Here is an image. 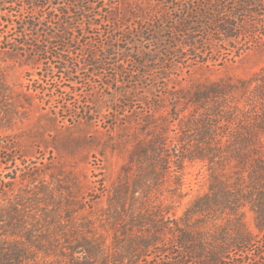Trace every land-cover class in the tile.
<instances>
[{"label": "rangeland", "instance_id": "374dc122", "mask_svg": "<svg viewBox=\"0 0 264 264\" xmlns=\"http://www.w3.org/2000/svg\"><path fill=\"white\" fill-rule=\"evenodd\" d=\"M30 1L0 0V264H165L187 219L206 236L237 227L253 240L224 264H264V197L217 123L219 105L244 97H211L264 66V34L247 47L198 41L194 61L176 53L184 36L172 8L184 2L77 0L40 12ZM66 23L63 47L52 36ZM185 255L180 264H198Z\"/></svg>", "mask_w": 264, "mask_h": 264}, {"label": "trees", "instance_id": "16d2710c", "mask_svg": "<svg viewBox=\"0 0 264 264\" xmlns=\"http://www.w3.org/2000/svg\"><path fill=\"white\" fill-rule=\"evenodd\" d=\"M54 1L56 2L52 3L51 0H31L27 4L34 10L49 12L53 9L59 11L60 6L69 7L77 0ZM174 1H176V5L184 2L183 5H178L172 8L180 13L177 19L179 20V25L178 27H175V31L177 33L181 32L180 34L184 36V41L181 42V49L176 51L177 58H181L182 56L184 58L192 56V59L196 61L200 56L202 57V55H200L201 53L198 52V47L196 45L198 41L200 44H203V41H211L213 36L219 38L218 40L221 43L226 42L237 46L243 42L240 46L244 45L247 47L255 44L256 40L260 38V35L264 34L262 33V30H264V0ZM137 2L139 4L141 0H136V7L139 6L137 5ZM135 6H131L130 4V10L133 9V13H136L138 10ZM125 7H127V5H125ZM60 13L63 14V12ZM69 26V23H66V25L63 26L61 25L60 33L52 36V38L56 39V41L59 44H62L63 47L66 44L65 34L67 29L70 28ZM24 27H30L32 34L33 31L38 32L39 25L27 23ZM22 33L26 34L25 30H23ZM199 33H202V35H199ZM156 36L152 37V40L161 42L160 38ZM198 37H200L199 40L197 39ZM168 38L174 39L175 36L172 33ZM125 40L126 42L128 41V39ZM44 42L48 43L46 40ZM11 44H15L16 48L21 47V50L24 51L29 48L26 47L29 46L26 42ZM54 45L57 47L56 44ZM166 48L172 50L169 45H166ZM48 50L39 49L35 52H46L47 55L51 56L47 58L48 60L58 59L68 61L61 55V53L54 55ZM178 55L181 57H178ZM153 59L155 60L156 58L153 57ZM94 60H96L94 55L85 59L89 65H93L91 62ZM202 61L205 62V60ZM99 65L101 64H98L96 67L97 69L102 68V66ZM173 66L176 67L177 65L174 63ZM58 69L59 73L66 78L65 80L69 81L71 75L69 73L61 72L60 69H62V67H58ZM236 91L244 97L243 104L239 105L238 102H229L228 105H225L226 109H223V105H219V119L217 120V123H220L222 118L224 120L223 123H225L224 125H226V129L227 125H229L228 128L230 127V129L226 135L227 140L225 147L236 156L238 163L242 165L241 167L246 164V160L249 161V181L257 191L255 192L256 196L264 197V144L259 146L256 145V142L264 140V66L248 80L230 87V90L228 91L229 93H224L218 88H214L211 91V97L224 98L228 95L231 96V94ZM54 92H51V95H49L50 98L53 96ZM57 93L62 94L60 90H58ZM231 125H235V127H231ZM248 158H250V160ZM221 190L224 194V197L221 199L224 202L227 198L226 195H228V191L224 190V188ZM215 199L219 204L222 203L217 197H215ZM207 204H209V202H203L202 204L198 203L192 214L197 211L206 210L205 207H208ZM256 208V213H258V223H256V228L261 232L264 230V222L262 221L263 214L261 213V210H264V202L261 201ZM190 223L191 221L187 219L186 228L179 229V234L172 240V245L169 247L167 254H174V257H169L165 264H180L179 260L181 257H177L180 252L185 253L186 259L189 258L194 263L224 264V261H222L221 258L225 252L230 250L243 252L244 249L248 250L253 243V240L245 235L244 232L238 230V233L237 227L231 232L227 229L218 228L215 231V234L206 236L205 233L207 234L208 232L204 233L203 231H199ZM200 261L203 262L200 263ZM205 261L206 263H204Z\"/></svg>", "mask_w": 264, "mask_h": 264}]
</instances>
